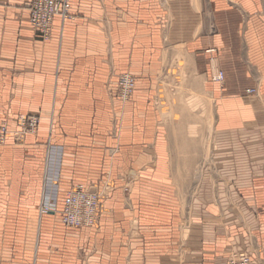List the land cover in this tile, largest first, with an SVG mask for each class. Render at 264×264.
<instances>
[{"label": "crops", "instance_id": "obj_1", "mask_svg": "<svg viewBox=\"0 0 264 264\" xmlns=\"http://www.w3.org/2000/svg\"><path fill=\"white\" fill-rule=\"evenodd\" d=\"M30 1L0 0V134L40 117L35 134L0 140V264H228L232 252L264 264V0H71L49 39ZM174 60L197 78L210 127L213 115L185 202L180 135L158 99ZM124 72L136 77L126 102ZM106 180L100 230L67 227V191Z\"/></svg>", "mask_w": 264, "mask_h": 264}, {"label": "built area", "instance_id": "obj_2", "mask_svg": "<svg viewBox=\"0 0 264 264\" xmlns=\"http://www.w3.org/2000/svg\"><path fill=\"white\" fill-rule=\"evenodd\" d=\"M30 10V23L40 33L43 39H49L52 34L54 20L60 16L63 21L72 18L71 0H31L28 3ZM225 73L221 70L217 72L214 80L223 83ZM134 78L127 73L119 78L118 95L126 102L134 92ZM258 87L249 88L247 93L257 95ZM20 129L16 132L9 131L6 123L2 125L1 140L4 141L8 135L17 137L18 135L34 134L40 124L39 115H20L17 118ZM115 189V184L111 180H106L102 185L96 183L77 184L72 186L66 193L63 209L61 210L62 221L67 227L73 228H93L100 230V219L106 210L105 199ZM124 192L129 197L131 186L127 183ZM42 203V212L56 210L57 198L49 195ZM228 264H261L259 259L254 258L248 252H232L228 258Z\"/></svg>", "mask_w": 264, "mask_h": 264}, {"label": "rangeland", "instance_id": "obj_3", "mask_svg": "<svg viewBox=\"0 0 264 264\" xmlns=\"http://www.w3.org/2000/svg\"><path fill=\"white\" fill-rule=\"evenodd\" d=\"M181 54L182 50H178ZM177 51V52H178ZM173 52L170 53L173 57H179V53ZM167 51L165 53L164 59L166 61ZM127 73L134 78V90L136 87V77L130 72ZM119 84V82H118ZM199 83L191 68L186 66L182 61L174 60V63L168 65V68L164 69V74L161 75L160 78V93H159V102L162 103V108L166 112H168V122H169V130L179 134V141L177 142V150L178 155H183L182 160L177 164V173L179 184L182 185V188H179L180 196L185 202V195H192V191L195 190L198 177L197 174L201 170L203 161H189V159L196 157L199 152L201 143V151L204 149L205 153H207L206 147L207 144L212 141V129H213V115L211 119V127L209 126L208 118L202 113L201 107L204 104V107L207 105L206 99L202 96L195 95L200 94ZM118 89V86H117ZM191 91H194L195 94L192 95ZM190 96V97H189ZM189 97V98H188ZM202 97V98H201ZM204 99V100H203ZM187 104L190 107L195 106L196 109H188ZM20 116V115H19ZM192 123L194 124L192 126ZM39 127V126H38ZM183 129L182 131H180ZM38 131V129H37ZM2 132V128H1ZM16 132V131H15ZM178 132V133H177ZM183 132V133H182ZM184 135H182V134ZM35 134V133H34ZM10 136V135H9ZM1 138V134H0ZM7 137H5L6 139ZM181 138H185L186 140H181ZM1 140V139H0ZM2 141V140H1ZM5 141V140H4ZM184 141H192L189 142L190 145L193 144V141L198 143L197 151L194 153L188 152V148H186V144L182 145ZM210 141V142H209ZM187 150V151H186ZM192 150V148H190ZM184 192V194L182 193ZM189 191V193H188Z\"/></svg>", "mask_w": 264, "mask_h": 264}, {"label": "bare ground", "instance_id": "obj_4", "mask_svg": "<svg viewBox=\"0 0 264 264\" xmlns=\"http://www.w3.org/2000/svg\"><path fill=\"white\" fill-rule=\"evenodd\" d=\"M33 27V26H32ZM219 82V81H218ZM65 198V197H64ZM64 201V200H63ZM46 213V212H45ZM57 213H59V212H57ZM61 215V214H60ZM63 222V221H62Z\"/></svg>", "mask_w": 264, "mask_h": 264}]
</instances>
